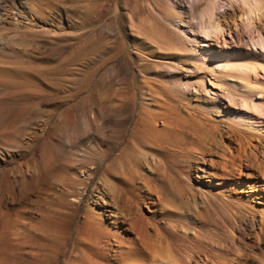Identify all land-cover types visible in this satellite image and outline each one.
<instances>
[{
	"label": "rangeland",
	"instance_id": "1",
	"mask_svg": "<svg viewBox=\"0 0 264 264\" xmlns=\"http://www.w3.org/2000/svg\"><path fill=\"white\" fill-rule=\"evenodd\" d=\"M206 1L188 3L179 27L176 0H0V232L25 220L27 240H11L14 249L1 240L0 250L22 255L11 252L13 264H117L129 241L156 247L154 264H264V130L223 117V97L199 115L184 91L204 74L220 94L242 85L231 72L220 83L183 36ZM258 3L236 57L245 59L250 35L264 36ZM256 95L246 110L264 119ZM198 101L209 109L210 97ZM164 110L179 125L186 112L211 120L213 143H171L154 115ZM203 160L216 175L196 187L183 172Z\"/></svg>",
	"mask_w": 264,
	"mask_h": 264
},
{
	"label": "bare ground",
	"instance_id": "2",
	"mask_svg": "<svg viewBox=\"0 0 264 264\" xmlns=\"http://www.w3.org/2000/svg\"><path fill=\"white\" fill-rule=\"evenodd\" d=\"M176 1L178 4L177 5L178 11H177V15H176V18H178L177 26L180 27V24L184 23L182 15H185V13H187L186 11L189 9V6H187V4L189 3L190 6L196 5V2H198V0H176ZM258 1L259 0H222V2L217 5L216 0H207L205 6L198 13V16L200 18V22H199L198 26L193 27V25L191 23L192 21H191V22H189V25L186 26L185 28H182L181 31H182L183 36L186 40L190 41V43L197 44V46H198V48H196L194 50L197 54V56L195 57V60L199 61V62H210L211 66L216 71H218L219 77H217V80L220 83L225 84V82H223L224 80H222V77H223V75L226 74V72H231L234 74L235 79L238 80V82H240L242 84L240 87L239 84L235 81L231 85L232 88L235 89V91H236L235 93H237V95L235 96V95H230V94H227L224 92H221V94H220L219 92L215 91L213 89L215 82L212 79L208 78L205 74L202 75V77H200L197 80H191V81H188V83L186 82L184 85V91H188V93H190L192 95V97H194V99H195L194 107L197 110L196 112L199 115H204L203 112H205V111H215L217 109V107L220 108V106L218 105L219 103L217 102V99H219V97H221V98L223 97L225 100L224 105H223V108H224L223 113H222V108L219 110L222 113L223 117H227V112H231L237 118V120H234L233 122L239 123V124L245 123L247 125L259 124L261 130H264V119H261L260 116H258V119H256V118H254V116L249 114L248 111L246 110V108H250V106H252L251 105L252 97L254 95L258 94L259 102L261 105V107H260L261 114L264 116V108H263V106H264V84L263 85L258 84L259 79L264 75V67L261 66L260 64L256 63L255 61L254 62H248L245 60V59L249 58L252 60L264 61V38H263L264 36L262 37L260 33H257V35L255 34L256 36L250 35L248 38L247 46H246V52L244 53V55L246 56L245 59H243V57H238V56L236 57L235 56V54H236L235 51L237 49V43L236 42H238L236 40H237V37H239L238 32H239L240 28L241 27L250 28L252 26V21L254 20L255 15H257V17L262 15V13H260V4L258 3ZM237 3H238V6L234 7V5ZM222 6H225V9L220 14L215 11L217 9V7H222ZM189 10H191V9H189ZM228 16H230L229 19H227ZM204 19H207V24L204 23ZM252 27H251V29H252ZM231 55H234V56L231 57ZM195 67H197V66H195ZM196 73H198V72H196ZM25 81H27V80H25ZM205 81L209 85H207L205 83ZM239 88H241V90H239ZM203 95H206V96L211 98V103H206V104H208L209 109L204 107L203 101H200V102L198 101V100H201ZM164 108H166V106H164ZM244 109L246 111H243ZM160 110H161V106H160ZM167 110H169V108ZM164 111L165 112H158V113H157V111L154 112L155 113L154 115H156L157 118H159L160 123H161L160 129L158 128L160 130L159 132L166 131L165 135H166V133L169 135V136L167 135L169 137L168 140L171 143H174L177 147L187 148L189 146H193L195 149V146L196 147L197 146L209 147L213 143L212 133H213V130L215 129L216 126H215V123L210 122L211 120H208L207 124L203 123V126H202L201 121H200V123H196V122L193 123L190 120L191 118H194L193 112L192 113L186 112L187 113L186 119H185V117L183 119V116H182V118L179 121V123H180V125H179L177 121L172 120L173 118H171V115L169 113H167L166 110H164ZM170 112H172V111H170ZM174 113H172V114H174ZM253 125H251V126L253 128H255ZM235 129L236 128L232 127V124H231L227 127V132L228 133L229 132H235ZM236 131H237V129H236ZM158 134H160V133H158ZM162 134H164V133H162ZM160 137H162V136H160ZM162 139H163V137H162ZM166 140H167V138H166ZM169 145H171V144H169ZM204 160L201 163H198L199 161H197V163L192 168V172H190L191 171L190 169H186L183 172V177L186 180H191V178H192L194 180V184L196 187H201L205 184V180H203L204 177H206V178L207 177H215V175H216L215 172L213 171V167L211 164L214 162L213 161L212 162L211 161L204 162ZM213 166H214V164H213ZM226 167H224V168L226 169ZM220 177H224L222 173H220ZM25 178H24V180H25ZM22 183L24 185L23 181H22ZM25 183H26V181H25ZM206 183L208 184V186L216 184V183H213L212 181L206 182ZM219 184H221V183H219ZM177 185H178V182H177ZM26 186H28V185H26ZM184 186H182V187H184ZM189 186L188 187L186 186V189L191 192V188ZM22 188H20V189H22ZM24 195H26V193H24ZM21 197H25V196H21ZM4 213H6V211L3 212V215H4ZM18 213H19V211H18ZM9 214H11V213H9ZM6 215L7 214H5V216ZM56 215H57V213H56ZM20 220L21 219L18 220V223L15 222L19 225L18 226L19 231H17L18 233L14 232V231H16L15 229L11 230L10 228H8V226H6L8 229L5 230V226H4V229H3L4 232L3 231L0 232L1 233L0 234V243L2 240L5 242V244L8 245L9 242L12 240V243L15 242L16 246L17 245L18 246H20V245L24 246V244H25L24 242L27 241V240L25 241V233H24L26 231L24 229V226H25L24 221L25 220H23V221H20ZM14 221H16V219ZM6 223H7V221H6ZM14 224H11V225L14 226ZM17 224H16V226H17ZM44 229H43V231H44ZM50 233H51V231H50ZM53 237H52V240L54 239ZM143 238L141 237L140 240H142ZM144 240H146V239H144ZM146 241H148V240H146ZM131 242L132 241H129V246H130ZM15 243L13 245L14 248H15ZM2 244H4V243H2ZM147 244H151V243L147 242ZM56 245H57V243H56ZM140 245H142V244H140ZM1 246H0V249H1ZM8 246L11 247V245H8ZM8 246H7V248H8ZM129 246L127 247L128 249L126 251L118 250L117 255H115V256H117V259L111 258L110 262H115V263L121 262L122 263V261L124 262L125 260H127L125 258H129L131 260L130 264H154L153 261L156 258L153 259L152 257L155 255L156 252L152 253L151 249H153V248H151L150 246L149 247L147 246L148 248H146V244H145V248H144V246H143V248L139 247V245H138V248L129 247ZM3 248H2V250H0V264H13V262L11 261L12 258L9 256L13 257L14 254H15L14 257H16V255L17 256L21 255L19 253L21 251L20 250L21 248H18L20 250L18 252L20 255L16 254L17 252L13 253L14 250L12 252V250H11L12 247L9 250L12 252L13 255L9 251L8 252L11 255L10 254L8 255V253L4 252L7 250V249L4 250L6 248V246L4 249ZM14 248H12V249H14ZM149 248H151V249H149ZM155 249H156V247H154L153 251ZM160 249L162 250V248H160ZM160 249H159V251H160ZM168 250H169V248H168ZM172 251H169V252H172ZM157 252H158V250H157ZM23 253H24V251H23ZM172 253L174 254V251ZM156 254H157L156 256L158 257V253H156ZM159 258H160V256H159ZM172 258H173V255H172ZM129 259H128V261H130ZM16 260H18V259L16 258ZM157 261H155V262H157ZM161 261L163 262V260L160 259L159 264H162ZM175 261H176V259H175ZM177 261H178V259H177ZM177 261L175 262L177 264L183 263V262L180 263ZM25 264H27V262ZM106 264H108V263H106Z\"/></svg>",
	"mask_w": 264,
	"mask_h": 264
}]
</instances>
